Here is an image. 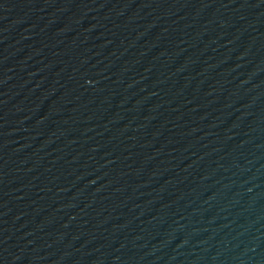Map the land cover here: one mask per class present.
Returning <instances> with one entry per match:
<instances>
[{
    "label": "water",
    "instance_id": "1",
    "mask_svg": "<svg viewBox=\"0 0 264 264\" xmlns=\"http://www.w3.org/2000/svg\"><path fill=\"white\" fill-rule=\"evenodd\" d=\"M0 264H264V0H0Z\"/></svg>",
    "mask_w": 264,
    "mask_h": 264
}]
</instances>
